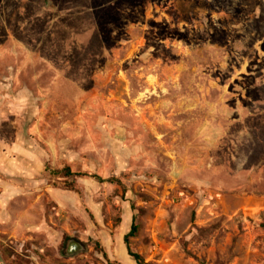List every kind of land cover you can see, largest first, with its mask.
<instances>
[{
	"label": "rangeland",
	"instance_id": "1",
	"mask_svg": "<svg viewBox=\"0 0 264 264\" xmlns=\"http://www.w3.org/2000/svg\"><path fill=\"white\" fill-rule=\"evenodd\" d=\"M133 216L145 262L264 264V0H0V264H116Z\"/></svg>",
	"mask_w": 264,
	"mask_h": 264
},
{
	"label": "trees",
	"instance_id": "2",
	"mask_svg": "<svg viewBox=\"0 0 264 264\" xmlns=\"http://www.w3.org/2000/svg\"><path fill=\"white\" fill-rule=\"evenodd\" d=\"M63 171L66 177L73 175L69 167L64 168ZM74 175L81 176V177L88 176V174L86 173H76ZM91 177L100 182L106 181L109 183H120L119 179L113 178V177L104 179L101 176L95 175V174H92ZM137 232H138V226L135 223V216H133L131 228L128 231V233L124 235V243L127 248L128 255L131 256L135 260L136 264H152L150 262H145V260L142 258L140 254L133 252L131 249L130 238L134 237L137 234ZM60 248H61L60 252L63 256H73L79 253L87 252L88 244L75 236L66 235L63 239V242ZM104 255L105 257H107L106 253Z\"/></svg>",
	"mask_w": 264,
	"mask_h": 264
},
{
	"label": "crops",
	"instance_id": "3",
	"mask_svg": "<svg viewBox=\"0 0 264 264\" xmlns=\"http://www.w3.org/2000/svg\"><path fill=\"white\" fill-rule=\"evenodd\" d=\"M3 219L5 223H7L8 221L7 214L4 215ZM26 227H27V231L29 232L30 230L29 221L27 222ZM124 235L123 234L117 235L111 238L110 243L108 242V244H104L105 252L107 255H109V257L113 259V261H115L116 264H136L135 260L131 256L128 255L127 248L124 243ZM14 236L16 237V235ZM63 239H62V242H63ZM116 243H119L121 245V250H122L121 257L117 255L118 253L116 251V248H117Z\"/></svg>",
	"mask_w": 264,
	"mask_h": 264
}]
</instances>
